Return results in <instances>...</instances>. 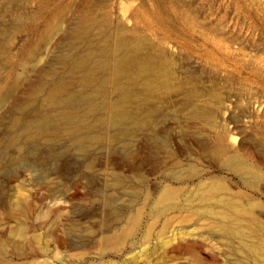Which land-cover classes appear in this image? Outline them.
<instances>
[{
    "label": "rangeland",
    "instance_id": "374dc122",
    "mask_svg": "<svg viewBox=\"0 0 264 264\" xmlns=\"http://www.w3.org/2000/svg\"><path fill=\"white\" fill-rule=\"evenodd\" d=\"M0 264H264V0H0Z\"/></svg>",
    "mask_w": 264,
    "mask_h": 264
},
{
    "label": "bare ground",
    "instance_id": "6f19581e",
    "mask_svg": "<svg viewBox=\"0 0 264 264\" xmlns=\"http://www.w3.org/2000/svg\"><path fill=\"white\" fill-rule=\"evenodd\" d=\"M168 194L166 193L164 196L166 197Z\"/></svg>",
    "mask_w": 264,
    "mask_h": 264
}]
</instances>
